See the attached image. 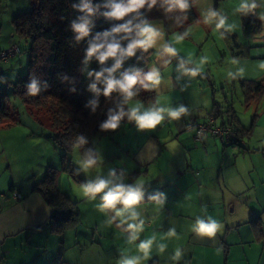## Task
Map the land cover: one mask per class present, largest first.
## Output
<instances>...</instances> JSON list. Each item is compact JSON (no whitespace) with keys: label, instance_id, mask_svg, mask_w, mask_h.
<instances>
[{"label":"crops","instance_id":"obj_1","mask_svg":"<svg viewBox=\"0 0 264 264\" xmlns=\"http://www.w3.org/2000/svg\"><path fill=\"white\" fill-rule=\"evenodd\" d=\"M6 6L0 5V13H5ZM166 7L163 22H148L157 27L163 43L150 47V62L141 72V76L153 69L159 73V84L149 87L154 98L146 103H128L129 110L140 105L141 113L160 111L163 119L152 129H140L134 120L122 124L112 132H118V141L112 138L104 150L100 147L102 140L98 144H94L95 138L91 141L92 156L97 160L92 167L96 177L91 183L107 180L108 174L116 180L110 187L122 185L140 194L158 193L159 201L127 209L101 208L103 192L85 194L87 183L78 180L74 184L63 175L66 172L59 170L49 146L54 130L40 119L42 116L29 110L17 113L8 104L7 116L0 120V264H123L132 259L136 264H264V247L260 246L264 229L259 231L252 222L264 216V180L253 176L251 182L246 176V171L254 167L252 154L259 146L247 145L248 151L237 155L233 148H223L211 136L195 141L194 131L188 128L190 122L205 121L216 101L210 99L208 86L199 82L196 61L187 62L179 52L171 55L164 51L165 46L173 48L165 37L169 40L166 33L173 20L175 30L198 44L206 40L207 28L199 25L198 17L187 24L179 9L175 19ZM14 16L9 12L5 20V14L0 15V52L16 44L11 26ZM224 39L228 41V36ZM236 47L234 41L221 47L208 45L206 49L210 59L221 61L228 56L234 63L242 57ZM25 60V55L12 60L20 66L17 76L23 73ZM3 67L7 66L1 65L0 72ZM237 78L238 82L243 79L239 75ZM223 104L230 105L226 98ZM170 112L180 115L173 118ZM100 155L105 157L100 159ZM100 165L105 168L103 174L98 173ZM49 168L57 170L58 190L77 202L78 223L62 233L48 224L54 210L34 190ZM116 168L122 171L121 176H114ZM13 192L20 197L13 198ZM117 211L122 215L117 216ZM133 213L135 221L128 219ZM201 221L215 222V233L198 232ZM141 222L142 229L133 239L128 225ZM148 240L152 243L145 257L139 245Z\"/></svg>","mask_w":264,"mask_h":264},{"label":"trees","instance_id":"obj_2","mask_svg":"<svg viewBox=\"0 0 264 264\" xmlns=\"http://www.w3.org/2000/svg\"><path fill=\"white\" fill-rule=\"evenodd\" d=\"M89 3L95 12L87 16L86 13L79 10V7H73L74 5L79 6L81 0H30L29 11L19 13L11 20L16 38L28 44L26 51L29 54V61L25 75L17 76V79L9 84L13 85V92L23 101L26 109L30 112L45 107L49 101V108L53 110L51 111V113L53 112L52 126L62 127L61 131H52L50 138L61 151L62 171L69 174H72L69 155L74 148L79 149L84 159L89 156L93 158L92 139L104 137L114 131L101 127L111 114H117L121 110L125 113L119 122V127L124 123L131 122L128 115L129 102L124 101V96L118 90L113 91L109 96L103 94L105 86L103 80L109 76L107 70L112 69L116 60L120 59V67L112 73L113 77L120 79L126 72L131 74L140 71L141 73L150 62L153 52L152 48L147 50L138 48L132 57L117 56L101 63L96 56L87 58V49L90 43H103L105 40L111 43L113 39H116L120 41L122 48H126L129 39H122V37L127 34L114 33L107 38L103 34L111 32L113 28L128 21H131L134 26L141 21H159L164 18L160 0L153 8L149 9L146 5L143 9L129 13L120 20L106 17L104 13L111 10L108 5L112 3L126 4L127 0H89ZM181 15L187 24L196 21L197 16L192 0H188V8L181 11ZM85 17L89 21V35L77 40V33L73 31L72 25L81 22V18ZM242 25L244 34L252 35L259 29L260 23L255 18H244ZM131 36L134 37L135 32ZM15 45L20 52L16 55L18 56L21 54V49L17 44ZM16 56L6 62H0V65L10 62ZM97 73H103L100 80L96 78ZM33 82L38 88L35 95L29 90ZM92 85H95L98 91H94ZM239 86L244 93L246 108L264 95V80H241ZM133 91L136 95L132 97L131 101L146 103L154 98V92L150 88L145 89L139 83L133 88ZM7 105V94L3 89H0V120L7 116L6 113L9 111ZM212 107L209 116L214 118L216 124L235 127L234 135L237 140L222 147L228 149L237 145L240 152L248 151L244 139L251 136L258 116L253 115L251 127L247 129L239 124L231 105L222 106L214 102ZM80 138H83V143H80ZM240 141H243L244 145L239 144ZM56 171L54 168H49L44 178L34 185V190L54 210L48 224L53 231L62 233L78 223L79 214L77 202L56 187ZM156 201H159L158 193L140 194V199L135 205ZM123 207L125 206L120 201L116 202L115 208ZM252 222H256L260 231L261 220L259 217L254 218Z\"/></svg>","mask_w":264,"mask_h":264},{"label":"rangeland","instance_id":"obj_3","mask_svg":"<svg viewBox=\"0 0 264 264\" xmlns=\"http://www.w3.org/2000/svg\"><path fill=\"white\" fill-rule=\"evenodd\" d=\"M0 2L3 6L7 5L3 8V10H6L5 13H0L2 16L5 14V20L8 19L9 12L11 15L13 14L16 16L17 14L27 12L30 9V0H0ZM192 2L199 19V25L207 28V32H205L206 40L203 43L198 44L192 39V37L186 34H180L178 30L174 29V20L172 21V28L171 26H168L169 32L168 34L166 33V36L169 40H167L166 37L165 40L169 41L168 43L172 45L173 49H175V52L183 54V56L187 58V62H192V60L196 61L195 64L199 68L200 73L198 77L199 82H202L204 85L208 86L210 99L215 100L218 104H223L226 98L228 103L233 106L235 115L239 123L244 128L249 129L251 127L253 115L256 114L258 116L254 126V128L258 126V129L255 128L254 130L253 128L254 131L252 132V135L248 139H244L246 145L251 146L253 144L254 146H259V148H257L258 150L252 154L254 156L252 157L251 162H253L252 166L254 167H251L250 170L246 171V176L251 182L253 181V176L264 180V147H262V145H264V95H262L257 102L246 108L244 105V93L239 86V80L237 78V75H239V77L243 78L244 80L253 79L254 81H258L260 78L264 77V0H218L217 2L214 0H192ZM253 3L256 5L254 8H241L242 4L251 5ZM170 12L172 13V17L174 16L175 19L176 17H179L177 9H173ZM211 13H216V16L212 17L210 15ZM221 17L224 18L225 26L223 28L217 29V23ZM244 18H255L260 23L259 29L254 33V35L244 34L242 25ZM161 21L163 22V20ZM154 28L157 29V27ZM224 28H226V30H224ZM226 35L228 36V41L224 39L227 38ZM177 36H183L184 39L180 42H177ZM14 41L21 49V54L18 55V57L25 55L27 58V60H25L26 62L22 73V76H24L27 70V63L29 61V54L26 51L28 44L18 38H14ZM234 41L237 42L236 51H241L242 53V57L238 61L232 63L228 56H225V58L221 61L210 59L206 49L208 45H218V47H221L222 45H226V42L233 44ZM162 43L163 38H157L154 43V47H158V45ZM1 65L7 66L6 68L3 67L2 72H0V89H3V91H5L7 94L9 104L8 108H12L17 113H24L27 109L23 101L15 94V92H13V85L9 84L17 79V72L20 69V66L17 61L13 63L12 60L9 62V65ZM8 69H11L12 71L8 73ZM3 73H5V75ZM209 84H212V86ZM211 87L214 89V92L212 91ZM49 107L50 104L48 101V104L45 107L35 109L36 116H42L40 119L44 123H47L48 126H50L53 130L61 131L62 127L57 128L52 126L53 112L51 113V111L53 110ZM54 107L56 106L54 105ZM117 133L118 132H114L110 135H107V137H97L94 140V144H98V141L102 140L100 147L104 150L105 143L109 142L112 138L118 141V137H116L118 136ZM50 141L51 142L49 143V146L55 153L57 158L56 162L59 163L60 170L61 151L51 138ZM234 151L237 155H239L241 152L243 153V151L240 152L236 149H234ZM104 157L105 156L103 155L99 156L100 159H103ZM83 160L85 159L81 155L79 149L77 147L74 148L73 152L69 155V161L71 162L72 166V174L67 172L63 173V175L70 178L71 182H75L74 184H76V182L78 184V180H81L82 184H89L91 183V179L96 177L92 167L88 169H84L82 167L81 162ZM244 169L248 168L245 167ZM98 170V173L100 174L105 172L103 165L98 166ZM106 175L107 180L115 183V179L113 180L108 174ZM257 189L259 191V187H257ZM257 198L261 202V195L259 192L257 193ZM261 220V227L264 229V216L261 217ZM261 242L262 245L260 246L264 247V240Z\"/></svg>","mask_w":264,"mask_h":264},{"label":"clouds","instance_id":"obj_4","mask_svg":"<svg viewBox=\"0 0 264 264\" xmlns=\"http://www.w3.org/2000/svg\"><path fill=\"white\" fill-rule=\"evenodd\" d=\"M158 0H127L126 4L120 3H112L108 5L110 7V11L104 13L106 17L114 18L116 20H120L124 18L127 14L132 12H137L139 9H143L146 5L149 9L153 8L157 4ZM161 5H166V11H172L173 9H179L181 11L186 10L188 8V0H160ZM256 5L253 3L251 5L242 4L241 8L247 9L249 7L254 8ZM73 7H79L81 12L90 16L94 14L95 9L89 3V0H81V4L79 6L74 5ZM212 17L216 16V13L210 14ZM225 26L224 18H220L217 23V29L223 28ZM72 29L77 33L76 39L81 40L89 35V21L88 19L81 18V22L73 23ZM125 33L122 39H129V43L126 48H122L120 41L113 39L111 43H108L107 40L103 43H90L89 48L87 49V58H91L96 56V58L101 62H105L109 58H115L117 56L120 57H132L135 55L136 50L144 49L147 50L152 47L157 38L161 36V33L150 25L147 21H141V23L132 25L131 21H128L124 24H121L118 27H115L111 30V32H105L103 35L105 38L112 36L114 33ZM135 32V36L132 37L131 34ZM184 39L183 36H177L176 41L180 42ZM164 51L175 55V49L165 46ZM121 60L117 59L115 65L112 69H108L109 76L103 80L104 89L103 94L105 96H109L113 91L118 90L123 96L124 101L130 102L132 97L136 95L133 91V88L139 83L145 89L150 86H155L159 84L160 78L159 73L153 69L152 71L141 76L140 71H135L131 74L124 73L120 79H116L112 76V73L116 71L117 68L120 67ZM91 75V74H90ZM103 73H97L96 78L100 80ZM195 75V73H193ZM92 89L94 91H98L95 85H92ZM30 92L35 95L38 92V88L35 82L30 85ZM183 112V109L180 110ZM180 112H170L169 115L173 118H177L180 115ZM125 115L123 110H121L117 114H111L108 120L101 126L106 130H115L119 127V122L121 118ZM129 119L134 120L137 126L140 129H152L155 128L160 121L163 119L160 111H146L144 113L140 112V105H135L129 110ZM83 138H80V143H83ZM97 160L89 156L87 159L81 162L82 167L84 169H88L96 165ZM110 180L97 179L95 183H89L84 186L83 191L85 194H99L101 192L104 193L102 196L103 203L101 204V208H113L117 201H120L125 208H131V206L138 203L140 199V193L138 190H135L131 187L125 188L122 185L111 186ZM107 189V191H105ZM117 216H121L122 212L117 211ZM128 219L135 221L136 215L133 213L131 217ZM126 222V221H125ZM142 224L130 223L128 225L129 229L133 233V239H135V233L142 229ZM217 225L215 222H198L197 231L202 234L213 235L216 231ZM152 241L148 240L142 242L139 245V248L144 251L145 257L148 254V249L151 245ZM177 256H179V252H177ZM123 264H136L134 259L125 260Z\"/></svg>","mask_w":264,"mask_h":264},{"label":"built area","instance_id":"obj_5","mask_svg":"<svg viewBox=\"0 0 264 264\" xmlns=\"http://www.w3.org/2000/svg\"><path fill=\"white\" fill-rule=\"evenodd\" d=\"M19 53L18 47L16 45H12L7 50L0 52V62H6ZM130 123H132V120ZM188 128L194 131V139L196 142H200L205 136H211L222 146H226L233 140H237L234 135V126H220L216 124L214 118L209 115L203 122L198 123L191 121ZM240 143L241 145H244L243 141H240L239 144ZM233 149L239 151V147L237 145H235ZM113 174L114 176H121L123 173L119 168H116ZM12 197L18 199L20 195L16 192H13Z\"/></svg>","mask_w":264,"mask_h":264}]
</instances>
